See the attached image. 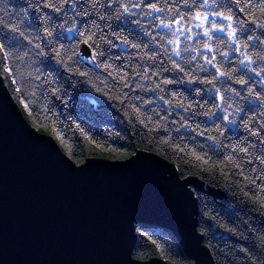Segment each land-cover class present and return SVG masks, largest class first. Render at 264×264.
Returning a JSON list of instances; mask_svg holds the SVG:
<instances>
[{
	"label": "trees",
	"instance_id": "trees-1",
	"mask_svg": "<svg viewBox=\"0 0 264 264\" xmlns=\"http://www.w3.org/2000/svg\"><path fill=\"white\" fill-rule=\"evenodd\" d=\"M136 3L140 7L132 8ZM149 3H156L164 12H152ZM200 3L188 0L185 6L184 0H97L93 9L89 0H81L77 11L83 8L89 14L76 16L69 11L65 16L63 11L54 13L45 8L39 0H0V45L4 49L0 52V76L29 122L53 136L78 164L92 157L123 160L139 151L166 158L182 178L196 182L198 230L216 264H264V131L260 130L264 126V79L246 70L239 62L243 59L240 52H233L228 42H222L218 51H227L229 60L221 61L217 56V63L230 77L216 82L215 90L201 83L211 79L212 73L200 68L204 64L200 45L206 38L194 36L193 40H181V48H189L181 53L182 59L173 56L186 73L197 77L190 81V76L176 70L168 59L172 53L167 41L175 39L173 32L158 27L162 19L166 23L179 19L178 13L189 25L197 10L230 12L245 30L241 33L237 28L236 46L252 56L255 63L251 67L261 71L264 62L257 60V55L264 56V28L260 27L264 0H217L216 5L209 0L204 9L198 7ZM121 5H128L132 11L123 13ZM49 14L54 18L48 19ZM82 20L85 23L81 24ZM73 23L85 34L95 33L88 44L100 70L79 58L85 37L67 31ZM47 31L53 35L47 36ZM193 55L196 60H192ZM165 68L168 71H163ZM145 72L150 79L136 75ZM164 79L174 83L163 84ZM239 79L246 80L247 85L237 83ZM52 88L57 91L52 92ZM219 95H224L223 103ZM217 104L226 108L228 120L217 118L222 115ZM185 120L187 125L182 127ZM165 140L169 143L164 144ZM173 145L185 150L177 151ZM192 150L205 156L207 163L196 160ZM134 231V255L138 259L160 257L170 264H192L170 229L142 222L134 224Z\"/></svg>",
	"mask_w": 264,
	"mask_h": 264
},
{
	"label": "water",
	"instance_id": "water-1",
	"mask_svg": "<svg viewBox=\"0 0 264 264\" xmlns=\"http://www.w3.org/2000/svg\"><path fill=\"white\" fill-rule=\"evenodd\" d=\"M93 55L81 42L79 58L100 70ZM193 185L148 151L78 164L29 122L0 76V264H170L134 255L142 222L170 229L192 264H216Z\"/></svg>",
	"mask_w": 264,
	"mask_h": 264
},
{
	"label": "snow or ice",
	"instance_id": "snow-or-ice-1",
	"mask_svg": "<svg viewBox=\"0 0 264 264\" xmlns=\"http://www.w3.org/2000/svg\"><path fill=\"white\" fill-rule=\"evenodd\" d=\"M40 3L43 4V6L45 8L48 9H52L54 13H60L61 11L64 12V15L67 16V13L69 11L73 12L76 16H79L81 14V12H83L84 15H88L89 13L84 11L83 8L80 9V11H77V5L81 2V0H39ZM141 2H143V0H141ZM237 2L239 3V0H237ZM89 3H91L92 8L95 9L97 0H89ZM185 6L188 5V0H184ZM193 3H195V0H193ZM212 5H216L217 4V0H211ZM65 5H67L68 7L65 8ZM103 6V5H101ZM148 7H150L152 9V12H156V13H162L164 12L163 8H160L157 6L156 3H149L147 5ZM209 6V0H201V3L198 5V7L200 9H204L207 8ZM121 7L123 8V13H130L132 11V8H139L140 4L136 3L132 5V8H130L128 5H121ZM220 7H223V4H220ZM243 10V9H242ZM261 11H264V9H261ZM148 15H152V13H148ZM180 16L179 19L177 20H173L171 23H166L165 20H160V23L158 25V27H163L165 29H168L169 31L173 32V36L175 37V39H170L167 41V45L171 46V53L172 55H170L168 57V59L171 61L172 65L174 66V68L176 70H178L180 73H185V75L190 76V81H195L197 79L196 76L192 75L190 72L186 73L185 72V68L181 66V63H178L176 59H173V56L176 58H181V53L182 52H188L189 48L187 46L181 48V41H180V36H184L185 40H193V35L192 33V28L188 27L185 28L184 27V20H185V16L183 14H179ZM48 19H53L54 17L49 14ZM56 19H59V17H55ZM101 19H103L104 17H100ZM155 19V17H154ZM191 21H196L197 23H195V27L201 29V32L199 33H195V36L197 38L199 37H203L206 38L204 39V42L200 45V48H202L204 51L203 53H201L203 60H204V64L200 66L201 70L204 73H212V78L211 79H203L200 82L201 83H205V84H209L211 85V89L215 90L216 89V82H223L226 81L229 77H230V73L226 70L223 69L222 65H218L217 63V56H220L221 61H228L229 60V53L227 51L225 52H219V47H220V43L222 42H228L229 43V47L232 48L233 52H240L241 56L243 57V59H241L239 62L242 66H244V68L246 70H250L251 72L255 73L256 77H260L261 79H264V76H262V72H264V70L261 71H257L256 68L251 67L253 63H255V61L253 60L252 56L248 55L246 52L241 51L240 47H237V28H240L241 33H243L245 30L242 27V22L240 21H235V17L230 13V12H224V11H220L219 8H217L214 11H201V10H197L194 12L193 16L191 17ZM235 21L236 26L233 25V22ZM85 23V21H81V24ZM172 24H176L179 25L178 28H176L174 31L172 29ZM60 27H63V25H60ZM261 28H264V22H262L260 24ZM54 31V28H53ZM53 31H47V36L51 37L53 35ZM67 31L73 35H81L85 37V43H88V41H92L94 38L95 33H89V34H85L84 32H81L77 27L76 24L73 23L72 27L67 29ZM185 32L189 33V35H185ZM215 37V39H214ZM108 43H111V41H108ZM124 44H127L128 41L124 40L123 41ZM46 44H51V41H46ZM215 45V47H214ZM37 47H39V45H37ZM133 47H137V45H133ZM244 48H247L248 45L244 44L243 45ZM3 46L0 45V52H3ZM42 54V53H41ZM65 55H67V51L64 52ZM100 55L103 56L104 53L103 51L100 52ZM56 56L60 57L61 53L59 51L56 52ZM69 59H71V57H69ZM92 61L96 60V55L92 56ZM149 59H154V57H149ZM197 57L195 55L192 56V60H196ZM257 60H260L261 62H264V56L262 55H257ZM95 67V65H94ZM103 67L107 68L109 67L108 65H103ZM153 67H155V65H153ZM163 71H168L167 68L163 69ZM2 74V73H0ZM81 75H86V73H81ZM138 78L141 79H150V76L148 75L147 72H145L142 76L139 73H136ZM152 75L154 76H159L160 73L159 72H153ZM251 78V77H250ZM163 84H171L174 83L173 80L170 79H164ZM237 83L241 84V85H247V81L244 79H239L236 81ZM127 87V85H125ZM138 87H143V85H137ZM156 88H160V85L157 84ZM162 90V89H161ZM264 90V89H262ZM57 89L56 88H52V92H56ZM233 92H235V89H233ZM249 93H252V89L249 88ZM237 95H239V93H236ZM173 96H175L176 94L173 93ZM161 100H164V97L161 96L159 97ZM215 99V97H213ZM219 99L220 101L223 103L224 102V95H219ZM256 99L260 100V94H256ZM165 103H170V101H165ZM189 108L191 107V105L188 106ZM216 107L218 109H220V112L222 115L217 116L218 119H224V120H228L229 119V115L227 114V110L226 108H223L221 106V104H217ZM251 110V107L250 109ZM137 112H139V109H136ZM165 111H167V109H165ZM185 112L188 111V108L184 109ZM237 112H239V109H236ZM214 114V113H213ZM149 119H151L149 117ZM157 119H159V116L157 115ZM187 125V121L185 120L184 124H182L181 126L184 127ZM53 128H55V122H53ZM79 127V126H77ZM261 131H264V126L261 127L260 129ZM81 135L87 137V133L83 130L80 129ZM253 135H256L257 133L254 132L252 133ZM61 139V142H64V138L61 136L59 137ZM90 139V138H89ZM214 139V138H212ZM93 144H96L95 141H92ZM164 144H168L169 141L165 140L163 141ZM97 147H101V145L96 144ZM174 148L177 149V151H181L183 152L185 149L181 148L179 145H173ZM112 151H117L116 149H111ZM241 151H247V149H240ZM71 152V149L69 150ZM191 154L195 157L196 160H200V161H204L205 163H207V159L205 156H202L198 153L195 152V150H192ZM229 163L232 162V158L229 157L228 158ZM262 163H264V161H261ZM237 167H239V165H237Z\"/></svg>",
	"mask_w": 264,
	"mask_h": 264
},
{
	"label": "rangeland",
	"instance_id": "rangeland-1",
	"mask_svg": "<svg viewBox=\"0 0 264 264\" xmlns=\"http://www.w3.org/2000/svg\"><path fill=\"white\" fill-rule=\"evenodd\" d=\"M195 23H197V22L196 21H193L189 25L184 24V27L185 28H188V27H191L192 28V33L191 34L193 35V37L195 36V33L201 32V29L195 27ZM178 27H179V25H176V28H178ZM185 35H189V33L185 32ZM182 39H184V36H180V41Z\"/></svg>",
	"mask_w": 264,
	"mask_h": 264
}]
</instances>
